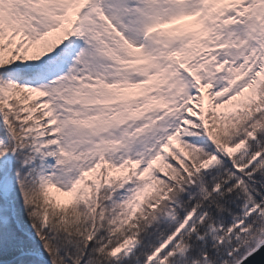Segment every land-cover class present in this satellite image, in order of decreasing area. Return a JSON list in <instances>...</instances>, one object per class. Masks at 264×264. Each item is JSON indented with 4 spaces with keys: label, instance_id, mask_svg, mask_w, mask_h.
Here are the masks:
<instances>
[{
    "label": "snow or ice",
    "instance_id": "snow-or-ice-1",
    "mask_svg": "<svg viewBox=\"0 0 264 264\" xmlns=\"http://www.w3.org/2000/svg\"><path fill=\"white\" fill-rule=\"evenodd\" d=\"M262 247L264 0H0V264Z\"/></svg>",
    "mask_w": 264,
    "mask_h": 264
},
{
    "label": "water",
    "instance_id": "water-1",
    "mask_svg": "<svg viewBox=\"0 0 264 264\" xmlns=\"http://www.w3.org/2000/svg\"><path fill=\"white\" fill-rule=\"evenodd\" d=\"M244 264H264V247L245 260Z\"/></svg>",
    "mask_w": 264,
    "mask_h": 264
}]
</instances>
